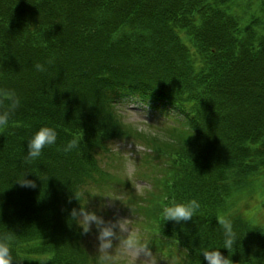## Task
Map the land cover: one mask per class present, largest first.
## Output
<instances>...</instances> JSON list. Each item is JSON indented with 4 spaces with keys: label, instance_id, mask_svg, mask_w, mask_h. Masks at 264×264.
Returning a JSON list of instances; mask_svg holds the SVG:
<instances>
[{
    "label": "trees",
    "instance_id": "trees-1",
    "mask_svg": "<svg viewBox=\"0 0 264 264\" xmlns=\"http://www.w3.org/2000/svg\"><path fill=\"white\" fill-rule=\"evenodd\" d=\"M0 89L21 100L0 131V236L11 234L14 264H97L92 232L70 217L85 206L74 193L102 179L101 161L125 132L118 106L137 102L153 122H170L164 142L147 146L148 160H167L173 174L155 211L154 253L208 264L202 252L219 249L233 264H264L263 229L242 217L233 216L234 249L222 248L215 200L223 184L264 176V0H0ZM42 127L57 141L25 163ZM74 137L80 147L65 153ZM23 177L36 187L17 184ZM192 199L193 220H163L164 206Z\"/></svg>",
    "mask_w": 264,
    "mask_h": 264
},
{
    "label": "rangeland",
    "instance_id": "rangeland-1",
    "mask_svg": "<svg viewBox=\"0 0 264 264\" xmlns=\"http://www.w3.org/2000/svg\"><path fill=\"white\" fill-rule=\"evenodd\" d=\"M137 103H126L123 106H118L119 114L125 125L123 137L118 138V140L109 145L111 150L105 156L106 159L104 158L101 161L103 169L102 179L93 182L87 180L84 184L87 200L83 198L80 200L85 205L87 204L88 211L96 212L105 221L131 220L133 222L131 227L138 230L142 238L149 242V247L156 256L158 264H173L169 259L167 260L157 254L158 252L154 253L155 249L151 247L154 242L153 235L155 236L156 232L160 230L158 226L160 221H157L155 211L164 205L163 196L165 195V190L172 185L173 174L166 164L167 160L162 162V164H160L159 160H148L149 155L153 153L150 154L151 151L147 149L152 146L148 139H152L154 136L164 142L161 137L163 134L161 128L165 126L164 124L170 122H153L150 110ZM128 129L131 130L129 131ZM135 144L139 146L140 151ZM126 154L136 165L131 175L126 174L125 171L127 164ZM135 184L144 185L145 189L143 191H135L132 187ZM226 188L223 184L220 192L215 191L219 195V198L215 199L216 202L223 204L220 209L221 214H225L231 221H233V216L242 217L249 221L254 229L258 226L264 232V176L254 177L249 187L246 188L238 189L234 185H231L229 189ZM111 198L116 200L113 201ZM207 198L208 196L203 197V202H206ZM198 199L200 200L201 198L198 196ZM109 203H111L110 207H101V205H108ZM38 227L40 228V226ZM220 229L216 233V235L220 234L219 241L221 240V234L223 235L222 228ZM91 232L92 238L90 237L88 243L89 251L96 255L98 231L94 225ZM42 236L43 234L40 238ZM31 237L32 239L30 238L27 241L26 246L35 249L38 246V241L35 239L39 236L32 235ZM113 243L117 245L118 241ZM43 257L44 255H38V253L37 255H32L33 260Z\"/></svg>",
    "mask_w": 264,
    "mask_h": 264
},
{
    "label": "clouds",
    "instance_id": "clouds-1",
    "mask_svg": "<svg viewBox=\"0 0 264 264\" xmlns=\"http://www.w3.org/2000/svg\"><path fill=\"white\" fill-rule=\"evenodd\" d=\"M53 61L49 60L51 64ZM39 72L46 71L43 64L37 63L34 65ZM21 104L17 94L8 89H0V131L7 130L11 115L19 108ZM57 141V132L51 127L40 128L34 136L27 142V156L25 163L31 164L38 159L45 147L54 145ZM80 137H74L70 140L63 151L65 153L80 147ZM136 145V144H135ZM136 148L140 151L138 145ZM127 155V154H126ZM135 164L127 155V164L125 167L126 174L131 175L135 170ZM25 177V176H24ZM21 178L17 181L21 187L35 188L36 184L32 180ZM135 191H143L144 185H132ZM76 200L86 199L87 195L83 192L74 193ZM111 200H116L111 198ZM87 205V204H86ZM85 206H80L79 210L72 209L70 217L78 227L83 230L84 234L91 231L94 225L98 231V247H97V264H158L156 256L152 253L149 242L145 241L138 230L131 227L132 221L128 219H117L115 221H105L101 216H98L94 211H88ZM101 205L102 208L110 207ZM201 205L196 199H192L187 203H175L174 201L167 206H164L161 215L165 222L172 221L176 224L182 222L187 223L193 220ZM218 225L223 229L224 241L223 249L231 252L237 243V235L233 228V222L225 214H218L216 217ZM11 234L0 236V264H14L11 253ZM114 241H118L114 245ZM204 259L208 264H233L230 256L225 257L219 249L204 250L202 252Z\"/></svg>",
    "mask_w": 264,
    "mask_h": 264
}]
</instances>
